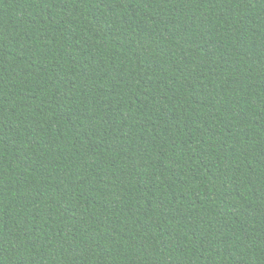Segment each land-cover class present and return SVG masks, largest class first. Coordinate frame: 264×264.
Instances as JSON below:
<instances>
[{
  "label": "trees",
  "instance_id": "trees-1",
  "mask_svg": "<svg viewBox=\"0 0 264 264\" xmlns=\"http://www.w3.org/2000/svg\"><path fill=\"white\" fill-rule=\"evenodd\" d=\"M0 264H264V0H0Z\"/></svg>",
  "mask_w": 264,
  "mask_h": 264
}]
</instances>
